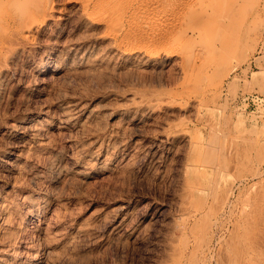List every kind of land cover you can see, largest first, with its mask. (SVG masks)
<instances>
[{"label":"rangeland","instance_id":"rangeland-1","mask_svg":"<svg viewBox=\"0 0 264 264\" xmlns=\"http://www.w3.org/2000/svg\"><path fill=\"white\" fill-rule=\"evenodd\" d=\"M77 1L55 0L36 40L1 73L0 264H172L173 251L187 248L185 264H205L233 223L228 209L225 228L206 242L203 222L180 233L185 164L207 149L215 157L236 148L250 176L264 159V0H245V44L200 92L182 57L163 67L123 64V38L111 39ZM12 9L0 0V48ZM188 43L194 57L205 40L180 33V53ZM142 96L160 107L138 110ZM233 204L242 225L246 207Z\"/></svg>","mask_w":264,"mask_h":264},{"label":"bare ground","instance_id":"bare-ground-1","mask_svg":"<svg viewBox=\"0 0 264 264\" xmlns=\"http://www.w3.org/2000/svg\"><path fill=\"white\" fill-rule=\"evenodd\" d=\"M4 2L5 7L13 9L11 12H4L2 20L7 35L0 48V89L3 86L1 73L3 68L7 67L11 55L18 48L26 47L35 41L36 35L42 31L55 12V0H4ZM244 3L245 0L77 1L89 17L97 18L96 24L103 23L108 27V36L111 39L123 38L122 45L117 48V51L122 53L123 64L163 67L174 58L182 57L187 65L195 70L193 86L197 92L205 88L204 85L214 73L228 69L230 59H233L232 55L239 52L242 45L244 46L246 41L245 38L242 44L246 23ZM255 13L258 15L257 11ZM30 17L37 19L28 23L27 18ZM17 26H20V32L11 36L10 32ZM180 33L187 38L189 35L192 37L198 35L205 40L198 55L194 57L187 55L186 50L189 52L191 50L189 43L185 45L184 52L180 53ZM148 43V46H142ZM166 45L169 47L165 48ZM145 97L142 96L136 103L138 110L155 112L161 104L158 100L152 101ZM69 120L76 122L73 116H70ZM214 143L215 137H211L207 144L211 146ZM195 149L196 147L192 146V150ZM211 154L210 149H207L203 157L196 159L193 156L187 157L183 176L185 192L183 208L187 219L178 225V229L186 236L195 233L199 223L203 222L200 235L206 242L212 232H219L225 228L222 216L227 217L226 211L229 209L228 217L233 223L230 239L217 256L206 258L205 264H264L262 171L264 159L257 168H251L254 165L249 167L253 171H250L251 175L248 176L245 172L248 168L247 159L239 156L238 149L220 148L217 156L211 157ZM190 166L194 175L190 173ZM249 181L256 183L255 189L241 201L243 188ZM235 199L237 204L243 203L246 207L242 225L238 224L239 221L234 222L238 206L233 204ZM241 218L239 217V220ZM215 236H212L208 244L209 251L216 240ZM221 241L218 239V243ZM187 251L188 248L183 253L173 251L170 256L172 264H185L188 261Z\"/></svg>","mask_w":264,"mask_h":264}]
</instances>
